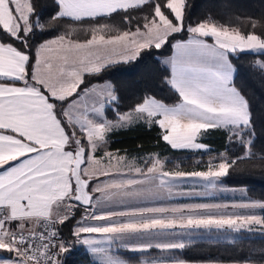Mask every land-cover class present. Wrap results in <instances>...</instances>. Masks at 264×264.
<instances>
[{
  "label": "snow or ice",
  "instance_id": "obj_1",
  "mask_svg": "<svg viewBox=\"0 0 264 264\" xmlns=\"http://www.w3.org/2000/svg\"><path fill=\"white\" fill-rule=\"evenodd\" d=\"M186 8V0H52L44 20L37 0H0V264H66L62 257L75 244L86 246L93 264H190L177 253L204 233L264 236V201L243 195L231 203L176 202L246 193L224 187L223 178L241 161H264L230 59L238 52L259 56L251 66L264 76V15H229L228 24L209 15L186 25ZM118 13L127 30L91 23ZM85 21L80 41L73 25ZM53 27L63 33L36 45ZM169 46L172 55L160 62L175 101L146 94L122 112L118 89L100 82V74ZM136 122L158 126L171 149L192 152H211L204 137L223 131L239 154L226 147L194 171L165 170L169 160L159 154L129 160L104 151L98 158L114 129ZM232 264H264V249Z\"/></svg>",
  "mask_w": 264,
  "mask_h": 264
},
{
  "label": "trees",
  "instance_id": "obj_2",
  "mask_svg": "<svg viewBox=\"0 0 264 264\" xmlns=\"http://www.w3.org/2000/svg\"><path fill=\"white\" fill-rule=\"evenodd\" d=\"M40 9L45 13L44 20H48V12L52 11V0H37ZM187 8L185 11L186 25L195 24L209 15L213 16L221 24H228L229 15L232 17L259 18L264 15V0H186ZM229 4V9L223 5ZM147 10V9H145ZM138 13H132L137 15ZM123 13H118L109 18H101L93 21L94 24H109L120 26V30H127V25L121 26ZM61 25L68 23L61 21ZM89 21L83 24H76L74 38L80 41L85 39V33L80 32V28H87ZM143 23V21H141ZM136 24L131 25L135 30ZM230 27L244 28L240 23H231ZM250 30V29H246ZM63 33V28L53 27L47 29L45 34L36 38L35 44ZM187 34H178L174 38L185 39ZM35 46V45H34ZM170 46L159 51L154 48L142 51L141 57L136 61L118 62L107 67L99 76V81H111L118 89L121 96V111H127L129 106L134 105L137 100L146 94H155L157 98H170L167 102L172 103L176 97L170 88L163 82L165 75L164 65L159 58L170 53ZM235 66L234 83L243 94L246 95L252 106L257 131V140L255 142L256 150H264V76L260 75L251 65L259 56L244 52L235 53L230 57ZM86 79H90L87 76ZM96 83V81H90ZM108 118L112 119V112H108ZM160 130L157 126L151 128L144 122H136L130 126L112 131L107 139L110 142L107 150H114L120 153H126L128 156L140 157L143 154H159V156L176 155L181 150H173L166 142L160 138ZM212 151L209 154H218L225 151L228 147L229 153L236 152L239 149L235 146L226 145V136L223 131L209 132L203 139ZM223 184L228 187H243L247 195L259 201H264V161L252 159L241 161L228 176L223 178ZM80 217V212L76 215V220ZM75 224L71 221L63 228L65 236L69 229ZM235 243L220 240H198L197 243L189 248L178 252L177 255L190 262H232L234 259H243L249 254L259 257V250L264 249V236L261 234L251 236H241L234 239ZM123 252V250H121ZM126 257H132L131 253H126ZM62 260L66 264H93L91 255L81 246H73L70 251L63 255Z\"/></svg>",
  "mask_w": 264,
  "mask_h": 264
},
{
  "label": "rangeland",
  "instance_id": "obj_3",
  "mask_svg": "<svg viewBox=\"0 0 264 264\" xmlns=\"http://www.w3.org/2000/svg\"><path fill=\"white\" fill-rule=\"evenodd\" d=\"M159 60L162 61L163 59L159 58ZM120 129H122V128H120ZM117 130H119V129H114L113 131H117ZM105 149L106 148H103L101 150H105ZM152 154H155V153H152ZM147 155H149V154H143L140 157H137L134 155L128 156L126 153L123 152L121 156H126L129 160H131L134 157L135 158H141V157H144ZM218 155L219 154H208V152L206 155L205 154L202 155V154H199L197 152L183 151V153L180 152L179 154H176V155H169V157H165V158L160 156V158H161V160H164L166 158L169 160V162L165 165V170L174 169L175 166L179 165L180 170L185 171V169H186V171H194V170H205L206 166H207V162L210 159V157H214V156H218ZM198 160H202L203 163L197 164ZM215 162L219 163L218 160ZM108 163H109L108 160H106L104 162L105 165H107ZM111 163L115 164L116 161L113 160ZM239 188H243V187H239ZM237 192H239V191H237ZM189 201H191V200H188V203H190ZM82 212H83V210H81L80 216H81ZM79 219H80V217L77 220H79ZM257 234H260V233L258 231H254V233H252V234H249L247 232L240 233V234H236V233L216 234L215 231H213V232H209V233H204L203 238H201L199 240L232 241V240L237 239L243 235L251 236V235H257ZM75 246H81L85 251H87L86 246H84L82 244H75ZM190 264H204V262H190ZM220 264H232V262H220Z\"/></svg>",
  "mask_w": 264,
  "mask_h": 264
},
{
  "label": "crops",
  "instance_id": "obj_4",
  "mask_svg": "<svg viewBox=\"0 0 264 264\" xmlns=\"http://www.w3.org/2000/svg\"><path fill=\"white\" fill-rule=\"evenodd\" d=\"M57 37V36H56ZM56 37H52V38H49V39H45V40H43V41H46V40H50V39H55ZM187 38V37H186ZM43 41H41V42H43ZM40 42V43H41ZM174 42V41H173ZM209 42H211V40L209 39ZM172 55V49L170 50V53L168 54V55H166V56H163V57H161V59H165V58H167V57H169V56H171ZM161 61V60H160ZM158 127V126H157ZM159 128V127H158ZM160 130V129H159ZM161 131L162 130H160V134H161ZM104 151H111V152H113V153H117L118 151H114V150H107V149H105V150H100L99 152H98V158L100 157V156H103V153H104ZM181 151H190V150H181ZM119 153V155L121 156L122 155V153H120V152H118ZM197 153H199V154H202V155H206L207 154V152H197ZM209 154V153H208ZM219 154V153H218ZM162 157H169V155H165V156H162ZM107 159H105L104 161H103V163L106 161ZM185 171H186V169H185ZM223 186L224 187H226V188H236V189H238L239 187H228V186H225L224 184H223ZM240 189V188H239ZM187 190V189H186ZM243 195H246L247 197H249L248 195H247V193H241V192H220V191H217V192H215L211 197H208V198H202V199H197V200H191V201H189L190 203H231V202H233L234 200H236L237 202L239 201V198L241 197V196H243ZM252 199V198H251ZM254 200V199H253ZM256 201H259V200H256ZM177 203H179V204H184V203H188V200L187 199H179L178 201H176ZM257 214H259V211H257Z\"/></svg>",
  "mask_w": 264,
  "mask_h": 264
}]
</instances>
